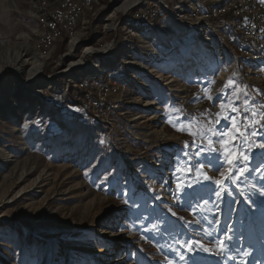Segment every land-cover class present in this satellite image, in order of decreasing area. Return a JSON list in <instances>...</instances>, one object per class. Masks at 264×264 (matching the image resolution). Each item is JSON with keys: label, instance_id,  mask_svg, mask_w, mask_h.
<instances>
[{"label": "rangeland", "instance_id": "rangeland-1", "mask_svg": "<svg viewBox=\"0 0 264 264\" xmlns=\"http://www.w3.org/2000/svg\"><path fill=\"white\" fill-rule=\"evenodd\" d=\"M126 1L98 0L81 22L70 55L72 41L63 51L60 40L47 51L37 49L40 0H0V264H249L255 256L264 264V149L252 147L249 171L237 185L228 182L232 197L223 202L213 195L214 183L197 184L194 176L176 171L195 158V147L184 148L193 137L177 128L193 118L195 127H211L219 105L211 83L219 74H195L174 40L179 30L168 21L179 8L183 21L200 16L186 9L187 0H147L128 12ZM142 7L168 15L130 35L126 19ZM234 17L206 19L216 27L208 31V45L219 73L226 68L232 78L248 82L243 90L254 98L250 110L264 111V71L250 68L231 44L238 34L226 23ZM107 44H114L110 57L129 44L115 68L104 75L64 73L87 47L100 51ZM15 51L23 60L11 59ZM34 56L44 58L42 75L16 95L14 67L19 63L26 75ZM89 57L91 65L99 63L97 55ZM48 77L55 83L51 88ZM82 79L89 88L106 83L115 106L100 115L81 106L84 91L70 89ZM206 143L196 138L197 146ZM207 174L221 178L213 169ZM178 179L193 183L183 196L177 194ZM225 236L232 240L220 256L184 247L194 241L214 247ZM105 241L107 252L101 251Z\"/></svg>", "mask_w": 264, "mask_h": 264}, {"label": "bare ground", "instance_id": "bare-ground-1", "mask_svg": "<svg viewBox=\"0 0 264 264\" xmlns=\"http://www.w3.org/2000/svg\"><path fill=\"white\" fill-rule=\"evenodd\" d=\"M147 0H128L122 6L126 11L136 3L142 4ZM160 3H164V0H157ZM214 1V0H213ZM98 0H40L39 3V14H38V32L37 42L38 50L47 51L52 48L58 40L66 38L71 42L70 52L71 55L74 52L76 45L79 43V34L77 35L78 28L81 22L85 20L87 13L94 9L95 4ZM152 4V3H151ZM189 9L193 10V16L198 17L199 20L195 22L183 21L180 17L182 15V8L178 9L177 15H171L168 21L177 28L176 36L174 37L175 42L180 45V52L185 57L188 65L194 70L195 74L200 77L202 74L208 72L209 74H219L216 79V86L214 92L216 93V99L220 100L223 98L222 92L220 93V85L225 84L229 79L236 82V86L240 89H244L248 82L237 81L236 78H232L228 69L223 68V73H219V67L214 63L213 54L211 47L208 45L209 41L212 40L211 35L208 33L209 30L216 32V27L211 26L206 19H217L224 16H235L228 20L227 25L232 29L234 28L238 34V38L231 39L236 52H239L245 59L249 61L250 68H255L257 71H264V2L262 0H217V2L208 10H203L189 3ZM245 7V8H244ZM169 8V7H168ZM153 7H142L139 10L133 12L127 19L128 23V34H135L138 28L157 26L155 23L158 16V9L155 8L156 13L149 15L139 16L138 12L144 10H151ZM163 10V9H162ZM161 12V11H160ZM164 12V11H162ZM251 12V15H250ZM202 14V15H201ZM158 16V17H157ZM254 22V35H251L249 39V31L252 28V20ZM230 18V17H229ZM83 24V23H82ZM188 25H193L189 28ZM193 29V30H192ZM25 43L28 44L27 40ZM114 51V44H107L100 51L95 50L93 47H87L85 53L79 59H72L68 68L65 69L64 73L68 74L72 69H79L81 72L86 74H99L104 75L105 72H109L115 68L121 60L125 59L130 52L129 44L120 52L119 55H110ZM97 55L99 63L94 65L90 64V57ZM11 59L19 62L23 60L22 54L15 51V56ZM246 60V61H247ZM31 69L24 75L21 65L19 63L14 67L18 74L16 95H22L24 87H28L34 83L39 75H42V66L44 58L36 56L32 57ZM163 72V71H162ZM161 74V73H159ZM161 78L164 79V75ZM234 77V76H233ZM92 79L96 77L91 76ZM47 86L50 88L54 86L53 80L47 78ZM91 79V80H92ZM258 81V78H253ZM90 80V81H91ZM166 80V79H165ZM25 81V83H23ZM22 84V85H21ZM89 84L82 79L74 84V86L81 91H84V96L79 98H87V105H90L96 114H105L106 108L115 106L109 100V97L99 101V96L104 94L110 89L106 87V83L102 87H96L93 83L91 87H87ZM95 86V87H94ZM114 89V88H113ZM38 92V91H37ZM19 100L16 98V105H19ZM78 100V99H77ZM112 100V98H111ZM80 105L85 106V99H79ZM220 108L216 109V112H220ZM102 112V113H101ZM148 181H143L142 185H145ZM101 251L107 252L108 245L103 242ZM102 252V253H103ZM109 252V251H108ZM77 264H83V261L78 260ZM249 264H261L259 256H255V259Z\"/></svg>", "mask_w": 264, "mask_h": 264}, {"label": "snow or ice", "instance_id": "snow-or-ice-1", "mask_svg": "<svg viewBox=\"0 0 264 264\" xmlns=\"http://www.w3.org/2000/svg\"><path fill=\"white\" fill-rule=\"evenodd\" d=\"M211 83L215 84L216 81L212 80ZM205 91L207 92L208 90L206 89ZM221 94L223 98L218 105L221 111L215 113L214 122L209 121L212 125L211 127L197 128L195 125L198 122L193 118L187 120L185 126L177 128L179 131H187L193 137L191 144L185 141L184 148L189 149L195 147V158H188L184 166H178L176 171L181 172L184 176H194L195 183L197 184L214 183L216 187L213 190V195L223 202L226 197H232L228 182L231 181L232 185H237L239 179L244 177L249 171L248 161L252 147L258 146L264 149V111L257 112L256 110H250L249 104L254 98L249 97L246 91L236 86V82L232 79H229L225 83ZM241 94L244 99L241 98ZM207 98L209 100L214 99L211 94ZM240 104L244 105L243 109H241ZM261 107L264 108V105H261ZM177 120L180 121V117H177ZM224 120L230 123L223 128L217 127ZM173 126L175 127L176 125L174 124ZM197 137L205 138L207 140L206 145L201 144L197 146ZM257 139L261 141L259 144H257ZM244 144H247L248 148L242 151L241 149ZM183 154L185 157H189L188 151H184ZM202 157L206 158L207 164L201 160ZM221 157H223V161ZM225 163L229 167L226 172H221L220 169L224 167ZM208 169L219 172L221 178L212 180L207 174ZM234 172L236 175H233ZM192 187V182H185L178 179L176 184L177 194L183 196L186 190ZM241 194L243 195V193ZM124 202L128 204L129 200L126 199ZM207 203L208 201L205 200V204ZM195 222L199 223V221ZM231 240V236L218 237L212 242L214 247L207 246L201 241L188 242L184 247L189 252H194L199 249L200 251L220 256L229 250V241Z\"/></svg>", "mask_w": 264, "mask_h": 264}, {"label": "built area", "instance_id": "built-area-1", "mask_svg": "<svg viewBox=\"0 0 264 264\" xmlns=\"http://www.w3.org/2000/svg\"><path fill=\"white\" fill-rule=\"evenodd\" d=\"M245 8V7H244ZM157 11H155V7H153V9H151V10H144L143 12H138V14H139V16H142V15H149V14H151V13H156ZM202 14H203V10H202ZM201 14V15H202ZM250 15H251V12H250ZM251 20H252V17H251ZM251 35H254V22H253V20H252V28H250V31H249V34H248V36H249V39H248V41L251 39ZM95 87V86H94ZM109 90L107 91V92H105L104 94H102V95H100L99 96V101H101L102 99H105V98H107L108 97V95H109ZM79 99H85V106L86 107H89L88 105H87V98H79ZM77 100V99H76Z\"/></svg>", "mask_w": 264, "mask_h": 264}, {"label": "trees", "instance_id": "trees-1", "mask_svg": "<svg viewBox=\"0 0 264 264\" xmlns=\"http://www.w3.org/2000/svg\"><path fill=\"white\" fill-rule=\"evenodd\" d=\"M167 15H168V12H162V13L159 15V17L157 18V20H156L155 23H156V24L160 23V21H161L163 18L167 17ZM126 20H127V19H126ZM65 37H66V38L63 37V39L60 40V41H61V42H60V46H59V47H60V48H59L60 51H63L64 48H65V47L67 46V44L69 43L67 36H65ZM46 71H47V73H48L49 70L47 69ZM70 90H71V91H72V90L76 91L75 94L77 93L78 95L81 94V92H82L80 89H78V88H76V87H72ZM74 91H73V92H74Z\"/></svg>", "mask_w": 264, "mask_h": 264}, {"label": "crops", "instance_id": "crops-1", "mask_svg": "<svg viewBox=\"0 0 264 264\" xmlns=\"http://www.w3.org/2000/svg\"><path fill=\"white\" fill-rule=\"evenodd\" d=\"M186 9L189 10V3H191L192 5H195L196 7H198L199 9L201 8L202 10H207L209 8H211L212 6H214L215 4V0H187L186 1Z\"/></svg>", "mask_w": 264, "mask_h": 264}, {"label": "water", "instance_id": "water-1", "mask_svg": "<svg viewBox=\"0 0 264 264\" xmlns=\"http://www.w3.org/2000/svg\"><path fill=\"white\" fill-rule=\"evenodd\" d=\"M129 10H127L126 12H128Z\"/></svg>", "mask_w": 264, "mask_h": 264}]
</instances>
